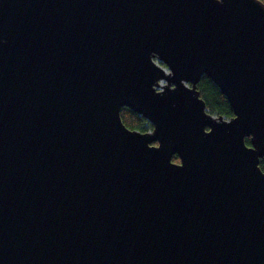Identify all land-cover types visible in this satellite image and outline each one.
<instances>
[{"label":"water","instance_id":"95a60500","mask_svg":"<svg viewBox=\"0 0 264 264\" xmlns=\"http://www.w3.org/2000/svg\"><path fill=\"white\" fill-rule=\"evenodd\" d=\"M261 159V0H0V264H264Z\"/></svg>","mask_w":264,"mask_h":264},{"label":"trees","instance_id":"16d2710c","mask_svg":"<svg viewBox=\"0 0 264 264\" xmlns=\"http://www.w3.org/2000/svg\"><path fill=\"white\" fill-rule=\"evenodd\" d=\"M264 3V0H261ZM198 89L201 97L206 101L207 109L210 113L217 116H224L229 119L234 116L233 108L227 97L221 92L220 88L208 76L203 75ZM122 120L127 127L133 130H140L143 132L153 129V125L142 115L134 112L129 107L121 109ZM156 144V142H154ZM246 143L251 145L250 137L246 138ZM173 161L179 162L178 155L173 156ZM260 167L264 170V160L261 159Z\"/></svg>","mask_w":264,"mask_h":264}]
</instances>
